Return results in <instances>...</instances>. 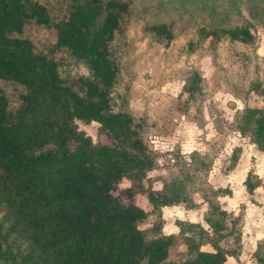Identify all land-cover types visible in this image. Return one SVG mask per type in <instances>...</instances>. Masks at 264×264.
Instances as JSON below:
<instances>
[{
	"label": "trees",
	"instance_id": "1",
	"mask_svg": "<svg viewBox=\"0 0 264 264\" xmlns=\"http://www.w3.org/2000/svg\"><path fill=\"white\" fill-rule=\"evenodd\" d=\"M131 21L122 0H0V264H241V214L221 208L217 199L230 192L209 185L212 161H200V175L181 172L160 189L145 186L155 153L143 121L113 96ZM38 30L51 38L43 50L29 35ZM143 30L165 47L174 39L168 23ZM196 34L188 53L205 43L214 51L223 39L256 41L246 24ZM57 53L87 73H66ZM201 82L193 71L187 98L202 96ZM77 122L97 123L108 144L94 143ZM234 122L264 154V97ZM240 153L234 150L229 170ZM243 185L249 195L264 194V182L250 171ZM137 194L147 211L133 202ZM203 205L206 228L176 220L177 234L163 232L162 208ZM261 245L252 255L257 264H264ZM180 246L182 259L171 261Z\"/></svg>",
	"mask_w": 264,
	"mask_h": 264
},
{
	"label": "rangeland",
	"instance_id": "2",
	"mask_svg": "<svg viewBox=\"0 0 264 264\" xmlns=\"http://www.w3.org/2000/svg\"><path fill=\"white\" fill-rule=\"evenodd\" d=\"M122 1L129 4L132 21L127 46L121 52L123 71L113 96L117 105L120 97L125 98L131 114L143 121L144 140L155 153L157 167L147 175L145 186L160 189L181 172L196 175L201 160L213 163L219 153H224L211 177L217 182L224 168L228 169L234 150L239 145L251 144L249 137L238 136L236 115L248 105H260L264 97V0ZM155 23L172 25L174 39L168 46L143 30ZM244 24L251 27L256 37L253 45L223 39L214 51L208 43L193 53L187 51V42L198 40V28ZM29 35L39 50L51 41L44 31H30ZM56 55L65 59L62 69L66 73H87L65 54ZM193 71L202 77V96L189 99L184 87ZM77 126L94 143L108 144L97 123L77 122ZM127 185L125 181L121 187ZM133 202L146 211L149 209L143 195L137 194ZM182 211L180 217L184 218L187 211ZM161 214L172 225L180 213L172 209ZM148 222L143 228L149 227ZM261 249L264 251V245ZM183 254L180 246L171 251L169 259L180 260ZM242 261L252 264L247 258Z\"/></svg>",
	"mask_w": 264,
	"mask_h": 264
},
{
	"label": "crops",
	"instance_id": "3",
	"mask_svg": "<svg viewBox=\"0 0 264 264\" xmlns=\"http://www.w3.org/2000/svg\"><path fill=\"white\" fill-rule=\"evenodd\" d=\"M238 136L242 139H246V137H242L240 134ZM250 143L248 147L238 146L241 148V154L236 165L230 170L224 168L223 174L219 177L217 182L211 180V177H214L212 173L217 170L216 166L218 165V161L223 157L224 153H219L218 156L216 155L217 157L212 163V168L207 179L208 183L214 189H227L230 192L226 196L217 199L221 208L228 213L240 212L241 214L239 222L241 250L238 256V260L241 264H244L242 263L244 262L242 259L244 260L245 258H247L250 263L257 264L252 259V255L256 251L258 245L264 243V194L258 190L253 195H249L243 185L249 171L252 172L259 181L264 182V154L257 150L252 142ZM172 209L178 210L180 213L176 220L201 224L206 228L203 221V216L206 211L204 205L192 210H187L182 206H171L162 208V211L164 212V210ZM182 210L187 211V216L184 218L180 217L183 212ZM162 218L164 220L163 232L165 234H177L178 228L175 226L176 220L173 222L174 224L170 225L167 223L164 215H162Z\"/></svg>",
	"mask_w": 264,
	"mask_h": 264
}]
</instances>
